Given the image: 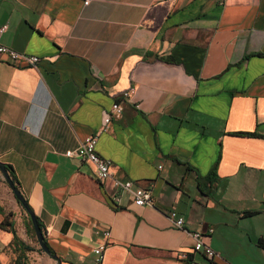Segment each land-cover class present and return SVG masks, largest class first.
<instances>
[{
    "label": "crops",
    "instance_id": "1",
    "mask_svg": "<svg viewBox=\"0 0 264 264\" xmlns=\"http://www.w3.org/2000/svg\"><path fill=\"white\" fill-rule=\"evenodd\" d=\"M85 1L0 0L1 43L41 58L0 61V161L53 254L94 264L106 244L104 264H264V0ZM96 133L114 177L151 188L155 207L114 202L112 181L65 156ZM0 208L32 247L1 170ZM209 229L219 259L193 252L188 232ZM13 238L0 228V264L20 253Z\"/></svg>",
    "mask_w": 264,
    "mask_h": 264
},
{
    "label": "built area",
    "instance_id": "2",
    "mask_svg": "<svg viewBox=\"0 0 264 264\" xmlns=\"http://www.w3.org/2000/svg\"><path fill=\"white\" fill-rule=\"evenodd\" d=\"M89 0L85 1L88 4ZM7 30V26L0 28V61L16 67L24 68H36L41 62V58L34 55H28L17 52L9 47L4 46L1 43L3 33ZM131 91L123 93L124 99H129ZM124 112V106L122 102L116 101L112 107L107 110L104 117V124L102 131H106L110 123L115 118L121 117ZM99 133L90 135L80 142V144L74 148L69 149L65 152V156L71 159H77L82 162H88L94 165L96 179L99 183H105L112 181L115 189L117 190L116 195L113 197V201L118 203L121 199V194L129 193L133 197V202L138 207H155V200L152 195L151 188H140L135 187L134 183L129 180H121L114 177L112 171V162L101 157L97 152V142ZM173 225L181 230H186L185 220L182 217H178L176 211H170L168 213ZM214 229H209L205 232H188L193 240V252L203 253L210 260L219 259L220 256L210 247L207 242V238L212 235ZM104 237H110V231H104ZM106 244L100 245L93 250L95 259L94 264H104V252ZM181 258H186L185 254L181 255Z\"/></svg>",
    "mask_w": 264,
    "mask_h": 264
},
{
    "label": "trees",
    "instance_id": "3",
    "mask_svg": "<svg viewBox=\"0 0 264 264\" xmlns=\"http://www.w3.org/2000/svg\"><path fill=\"white\" fill-rule=\"evenodd\" d=\"M237 135H241V136H256V133H238ZM7 170L9 172V175L12 179V181L15 183V185L19 186V182H18V179H17V176H16V173L13 169L12 166L8 165L7 166ZM20 204V203H19ZM22 206V205H21ZM0 211H2V209L0 208ZM254 212H248L246 213V216H251L253 215ZM37 218V217H36ZM27 231L29 233H31L32 235H34V237H36L35 235V230H34V227H33V224H32V221L30 219L29 216H27ZM37 221H38V224L43 232V234L45 235V231H44V227L41 223V221L37 218ZM0 228L2 229H5V230H8L10 232L13 233L14 235V238H13V245L15 246L16 249H21L20 250V253L18 254V256L16 257L15 259V264H26V260H27V255H26V252L28 251H31L33 250L30 246L24 244L20 239L19 237L17 236L16 234V231H15V228H14V223L9 221V218L8 217H5V219L3 220V222L0 224ZM38 242V241H37ZM45 242L47 243L48 247H49V244L45 238ZM261 244L264 246V242L261 240ZM49 249L51 250L52 253H54L52 251V249L49 247ZM18 251V250H17ZM40 251H43L42 249H40Z\"/></svg>",
    "mask_w": 264,
    "mask_h": 264
},
{
    "label": "water",
    "instance_id": "4",
    "mask_svg": "<svg viewBox=\"0 0 264 264\" xmlns=\"http://www.w3.org/2000/svg\"><path fill=\"white\" fill-rule=\"evenodd\" d=\"M0 170L4 175V179L6 180V182L8 183L10 188L12 189L16 199L18 200V202L22 205V207L25 209V211L29 215V217L32 221V224H33V227L35 230L36 239L39 243L40 248L44 251V253H46L48 256H50L55 261H57L58 264H61V259L57 255H55L51 252L47 243L45 242V235L43 234V232H42V230L38 224L37 218L34 215L31 207L29 206V204L26 201V199L24 198V196L21 194V192L19 191V189L17 188L15 183L12 181V179L9 175V172L7 170V165L1 161H0Z\"/></svg>",
    "mask_w": 264,
    "mask_h": 264
},
{
    "label": "rangeland",
    "instance_id": "5",
    "mask_svg": "<svg viewBox=\"0 0 264 264\" xmlns=\"http://www.w3.org/2000/svg\"><path fill=\"white\" fill-rule=\"evenodd\" d=\"M30 237L32 239V247L36 250V254H32L28 251V255H27V260H26V264H48L50 262V257L46 256L47 254L44 253V251H40V246L39 243L37 242L36 237H34V235H32L31 233ZM15 259L16 257H11V261L10 264H15Z\"/></svg>",
    "mask_w": 264,
    "mask_h": 264
}]
</instances>
